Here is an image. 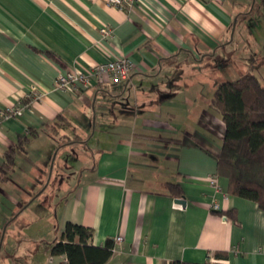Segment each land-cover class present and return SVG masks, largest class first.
<instances>
[{
    "label": "crops",
    "instance_id": "1",
    "mask_svg": "<svg viewBox=\"0 0 264 264\" xmlns=\"http://www.w3.org/2000/svg\"><path fill=\"white\" fill-rule=\"evenodd\" d=\"M219 51L236 68L224 80L243 75L246 61L257 58L250 73L264 76V0H137L129 11L105 0H0V109L32 88L40 94L20 116L0 123V168L9 148L15 160L7 177L0 175L6 263L13 254L27 264L28 248L14 252L15 221L6 215L4 194L35 150L34 163L57 151L55 164L77 172L64 173L60 197L37 199L42 186L17 216L47 230L56 226L57 235L66 221L88 226V243L96 246L121 236L104 264H264V210L228 193V179L216 175L224 124L210 99L224 75ZM121 55L134 63L125 82L54 88L60 72H86ZM168 183L179 186L178 195ZM180 197L184 204L175 201ZM65 259L51 255L49 264Z\"/></svg>",
    "mask_w": 264,
    "mask_h": 264
},
{
    "label": "trees",
    "instance_id": "2",
    "mask_svg": "<svg viewBox=\"0 0 264 264\" xmlns=\"http://www.w3.org/2000/svg\"><path fill=\"white\" fill-rule=\"evenodd\" d=\"M27 100L24 97L20 101ZM210 105L221 115L224 124L216 174L228 179V193L252 200L264 210V83L254 73L218 81ZM17 148H22V142ZM14 163V149L9 148L0 175L7 177ZM167 185L173 195L179 194L177 184ZM219 213L233 218L231 211ZM92 233L88 226L66 221L59 237L50 244V255H64V264H104L112 253L114 241L107 239L101 246L89 244ZM215 255L222 257L224 253L215 252ZM169 264L214 263L172 260Z\"/></svg>",
    "mask_w": 264,
    "mask_h": 264
},
{
    "label": "rangeland",
    "instance_id": "3",
    "mask_svg": "<svg viewBox=\"0 0 264 264\" xmlns=\"http://www.w3.org/2000/svg\"><path fill=\"white\" fill-rule=\"evenodd\" d=\"M219 53L221 54L220 56L222 59L221 58L218 59V65L220 67L219 69L222 71L221 73L224 75H222L223 78H218L217 82L224 80V79H228L229 75L224 77L226 72L227 73L231 72V71H228V68L233 70V72L234 70L236 71V68L230 65V63L229 65H226L228 61L227 59L228 56H226V54L221 51H219ZM236 56H237L236 58L238 59L240 58L239 54ZM249 57L250 56H248L247 59ZM259 62H260L259 58L254 59L251 62L246 61V64H245L246 67L243 68L246 70L244 74L250 73L251 71L254 72L252 70L254 69L252 64H255V63L258 64ZM237 68L240 70L242 66L241 68L240 67H237ZM259 70L261 71L264 69L260 68ZM229 77H232V76H229ZM259 80L261 83H264V76H260ZM215 127L216 128L213 127V129L217 131L218 128L217 126ZM62 143L63 142H58L57 147L60 148V144ZM34 151L35 150H31V153L33 154V156H31L27 160L29 167L26 166V168L23 169V171L21 172L17 168H15L12 176L9 177L8 183H10L11 187L13 188L11 189L12 190L11 193L9 191H6L7 194H4V202H6L5 208L8 209V212H6V215L7 216L11 215V217L15 221L13 223L15 227L13 234L15 235L14 238L16 240L15 243L13 244L14 252L18 250L17 245L20 247L28 248L29 250L27 249V252L23 256L24 259H27L28 261V262L26 261L27 264H49L51 262L50 261L51 255L49 251L50 244L57 238V236L59 237V235H57L58 232L56 233L57 227L50 226V229L48 228L49 230L48 231L45 227H42V224L36 225L34 224L32 219L29 220L28 218H26V215H23L20 217V215L17 216V213L29 202L32 201L31 203H33V201H36V200H31V199L38 193V191L42 189V186H44V189L39 194L37 199L50 203L53 198L60 197L61 195L58 194V189H59V186H60L59 184L61 183V180L64 179V173L75 175L77 172L76 170L77 167L70 165L71 168L70 167L65 168L64 164L60 163L61 161L55 164V160L56 159L58 160L59 158V156H57L54 159V163L52 164V168H51V162H52V157H53L54 152L50 153L51 155L48 157L46 156L43 157V154H40L38 156L37 163H34V161L37 158V154L34 155L35 153ZM30 167H32V169ZM26 192H29V195H27ZM13 198H15V200L18 201V203L10 204L9 202L14 201ZM30 206H32V204H30ZM26 213L29 214L28 212ZM23 218H25V220H23ZM5 227L6 226L4 225V228ZM10 229H12V227ZM20 250L22 252L24 251L23 249H20ZM33 256H35L34 259H32ZM8 263L18 264L16 256L11 254V256H9L8 258ZM0 264H7L6 258L3 255H0Z\"/></svg>",
    "mask_w": 264,
    "mask_h": 264
},
{
    "label": "built area",
    "instance_id": "4",
    "mask_svg": "<svg viewBox=\"0 0 264 264\" xmlns=\"http://www.w3.org/2000/svg\"><path fill=\"white\" fill-rule=\"evenodd\" d=\"M106 4L120 10L129 11L136 4L137 0H105ZM102 35L105 38H109L112 31L103 27L100 29ZM134 69V63L128 56H115L106 61L95 63L88 71H79L75 69H68L65 72H60L54 81V88L59 90H74L79 85L81 87L90 86L93 83L103 84H117L125 82L132 70ZM32 94H28L25 97L28 98L27 102L20 101L17 105L7 106L0 109V123L10 117L20 116L22 110L27 107L31 101L40 97V94L32 88ZM217 175V174H216ZM216 175L209 177V182L216 188L220 189ZM213 210H218L217 203L211 205ZM122 239L121 236H116L114 241L118 242Z\"/></svg>",
    "mask_w": 264,
    "mask_h": 264
},
{
    "label": "water",
    "instance_id": "5",
    "mask_svg": "<svg viewBox=\"0 0 264 264\" xmlns=\"http://www.w3.org/2000/svg\"><path fill=\"white\" fill-rule=\"evenodd\" d=\"M56 152H57V151H54V154H53V157H52L51 168H52V164H53V161H54V158H55ZM51 168H50V170H51ZM39 193H40V192H39ZM39 193H37L35 196H37ZM35 196H34V197H35ZM34 197H33V198H34ZM33 198H32V199H33ZM32 199H31V200H32ZM175 201H176L177 203H182V204L185 203V200H184L183 197L176 198ZM4 230H5V228H3V232H4Z\"/></svg>",
    "mask_w": 264,
    "mask_h": 264
}]
</instances>
